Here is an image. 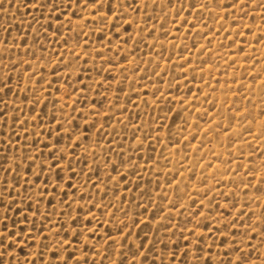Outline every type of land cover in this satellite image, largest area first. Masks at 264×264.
I'll list each match as a JSON object with an SVG mask.
<instances>
[{
  "label": "rangeland",
  "instance_id": "374dc122",
  "mask_svg": "<svg viewBox=\"0 0 264 264\" xmlns=\"http://www.w3.org/2000/svg\"><path fill=\"white\" fill-rule=\"evenodd\" d=\"M56 3L53 13L52 5L38 11L29 0H0V78L13 77L4 99L9 109H22L9 110L0 128V163L21 166L19 175L0 171V221L20 240L4 264H31L44 242L41 231L51 244L43 264H64L73 251L80 264H120L122 252L128 264H173L177 245L174 264H206L210 245L211 264H220L216 253L234 241L255 245L251 264H264V0H121L104 19L106 5L93 15V7ZM33 99L39 103L31 112ZM20 121L28 122L25 131ZM13 131L20 142L9 151L4 142ZM55 160L59 167L50 169ZM72 218L80 224L74 227ZM190 230L204 235L205 259H196ZM64 236L72 243L53 261ZM145 237L132 259L128 248L137 250Z\"/></svg>",
  "mask_w": 264,
  "mask_h": 264
},
{
  "label": "snow or ice",
  "instance_id": "6c2138e0",
  "mask_svg": "<svg viewBox=\"0 0 264 264\" xmlns=\"http://www.w3.org/2000/svg\"><path fill=\"white\" fill-rule=\"evenodd\" d=\"M153 2L155 3V0H153ZM236 2H238L240 4H243L244 0H236ZM29 3H35L36 6H37V10L38 11L41 8H43V7H47L48 5H52L51 11L53 13L56 12L57 7L59 6L56 3V0H45L44 4H41L40 0H29ZM72 4H75L77 8H82L84 10H87V8H89V7H93L94 8L93 15L102 13L103 9H104V7L106 5L107 6V11L104 12L103 15H101V19H104L105 16L112 15V13L115 10H117V9L122 7L121 0H66V6L69 9H71ZM114 5L116 6L115 9H114ZM129 7H131V5H129ZM193 7H194V5H193ZM73 14L75 15V12ZM120 15H123V12H121ZM57 19H59V16H57ZM113 20H114V23L112 25V29L115 30L116 27L118 26V24L120 23V20H119L118 16H114ZM36 23H40V20L37 19ZM41 27H43V25H41ZM49 27H50V25H49ZM127 31H128V29L125 28V32H127ZM45 32H47V29H45ZM4 43H5V41H4ZM24 43L26 44L27 41L25 40ZM65 43H67V41H65ZM76 58L79 59V56L77 55ZM62 62L63 61H61V63ZM85 63H87V60H85ZM15 67H17V66L15 65ZM15 67H14V69H15ZM25 71H28V69L26 68ZM55 71L56 70L53 71V75H55ZM31 75L34 76L35 73H32ZM12 79H13V77L11 75H8L7 80H4L3 78H0V104L4 105L3 108H0V128H3V127L7 126L8 122L5 119V117L7 116V112L9 110L13 111L14 113H19V112L22 111V109L19 107V105H17L14 108L9 109V106L6 103L5 99H4L5 97H7L10 94H12V89L9 87V84L11 83L9 81L10 80L12 81ZM22 79H23V77L21 76V80ZM37 83L39 84V83H41V81L38 80ZM5 89H7V91H5ZM57 91H58V89H57ZM15 95H16L17 100H19L20 99L19 92H17ZM27 99H28V97L25 94L24 101H26ZM32 103H33V107L30 108L29 111L34 112L35 111L34 106L39 103V100L38 99H33ZM33 118L35 119V117H33ZM12 119H13V124L15 125V123L17 122L18 117L17 116H13ZM54 120H55V117H53V121ZM42 122L43 121L41 120V123ZM20 123L25 126V127L21 128V131H25V128H26L28 122L27 121H20ZM61 127H62V125H61ZM76 127L78 128L79 125H76ZM57 131H59V128L57 129ZM2 135H3V133L0 132V136H2ZM49 136H51V132H49ZM24 138L27 139V134H25ZM19 142H20V137L18 135H16L15 131H13V133L9 137V141H5L4 143L8 145L9 151H11L12 150V144L13 143L19 144ZM57 143H59V141H57ZM44 147L48 148L49 144L45 143ZM76 147H79V144H77ZM110 150L114 151V149H110ZM16 151H19V148H17ZM73 151H75V149H73ZM50 156L54 157L55 156V152L54 151L51 152ZM39 158H40L39 156L32 157L31 162L28 163V165H27L28 172H31L33 164ZM25 159H27V157H25ZM60 159L61 160L64 159V156H61ZM5 162H6V158H5ZM121 162H123V158H121ZM59 163H60V160H55L48 167L50 169H55V168L59 167ZM108 163H111V161H108ZM20 170H21L20 164H16L14 168L9 167V168L6 169V168L3 167V164L0 163V171L7 173V175H9V176L13 175V172H15L17 175H19ZM44 170H45V165L43 163H41L40 164V173H38L37 176H36L37 182L39 181L40 175L43 174ZM112 170L116 171V166L115 165H113ZM69 173H70V176H69L68 188L71 189L73 187V185L71 183V180L75 177V173L72 172L71 164H69ZM133 174H136V173L134 172ZM56 178H57V180L61 179L59 172H56ZM109 179H111V177H109ZM121 179L122 180H126L127 177L124 176V177H121ZM4 184L7 185V180L6 179L4 181ZM47 185H48V181L45 180L44 181L45 189L47 188ZM260 185H264V180L260 181ZM53 190L54 191H58V188L54 187ZM3 191L15 192L16 189H15V187H13L12 189H8V188L5 187V189H3ZM25 191H27V188H25ZM257 191H261V188L258 187ZM43 194H46V192H42L41 193V195H43ZM64 195H65V200L62 201V202H66L67 192H65ZM81 198L83 199V197H81ZM2 199H3V196H2V194H0V200H2ZM37 199L39 200V197ZM51 203H52V201L50 200L49 204H51ZM68 206H69V208H71L70 204ZM174 207H175V205H174ZM216 207L218 208L219 206L217 205ZM37 211H38V209H37ZM145 211H147V209H145ZM209 214H211V213H209ZM197 215H199V213H197ZM242 215H243V213H242ZM44 219H45V222H49L48 216H45ZM25 220H27V217H25ZM72 220H73V226L74 227L80 224V220L79 219L72 218ZM90 224H91V220L88 221V225H90ZM138 224H139V221H134V225L138 226ZM124 227H128V225H124ZM197 227L208 228V227H211V225L210 224H203L202 225V224L198 223ZM21 231L23 232L24 230L22 229ZM62 231H63V226L56 231L55 235L57 237H60ZM120 231L122 232L123 230L120 229ZM157 231H158V229H157ZM190 231H192V235L195 236V238H196V244H195V251L197 253L196 259L197 260L205 259L204 257H202L200 255V253L203 252V248L201 247V245H202V242H203V240L205 238L204 235H197L195 230H190ZM216 231L219 232L220 229L217 228ZM82 234H83V229L82 228L76 231V240L77 241H79L80 236ZM93 235H95V230H93ZM130 235H131V232H129L127 234H124V246H127V237L130 236ZM173 235H175V233H173ZM235 235H236V233L234 232L233 236H235ZM40 236L43 237V241L44 242L40 245V249L41 250L39 251L38 256L36 258H33V260L31 261V264H36L37 259L40 261V264H43L44 249H48V248L51 247V244L48 242V237L44 235L43 231L40 232ZM29 238H30V240H33V241L35 239L34 237L31 236V234H29ZM107 239H108V241H112V235H111L110 231L107 234ZM181 239H187V237L183 236V232H181ZM252 239H253V236H252ZM160 242L161 241H159V240L154 241L153 242V247H155V245L160 243ZM17 243H20V240L17 238L16 232L15 231H9L7 223H5L3 221H0V264H4V257L7 256L8 253L11 252L14 249V247H15V245ZM56 243H57L56 249L51 251V260H53V261H58L59 260V258H60V251L59 250L61 248H63L64 251L67 252V247H65V245L66 244L70 245L72 243V241L68 240L67 236H64L62 239L57 240ZM145 243H147L146 237H145V239L141 240V243H140L139 248L137 250L134 251L131 247L128 248V251L131 253L132 259H136L137 257H139L141 255ZM189 243H191V241H189ZM214 243H215V241H214ZM227 243H228V241H227L226 238L221 239V241H220L221 246H223L224 244H227ZM25 246H27V245H25ZM33 246H34V244H33ZM111 246L112 245L109 244V247H111ZM185 247H186V250H185V252L182 255L186 258L187 255H188V251H187V246H185ZM164 248L167 249L168 245L165 244ZM178 248H179V245H177V248H174L172 250L171 260L173 261V264H174V262L176 261V258H177V254H178L177 249ZM87 250H88V248H87V246H85V251H87ZM19 251H20V253L23 254L24 253V247L22 246ZM151 251H152V249L150 248L149 252H151ZM254 251H258V249H257V247L255 245H252V244L249 243L246 246V249H245V248H241L239 246V243L234 241L232 243V245H231L229 250L223 251L222 253H216V255L222 257L221 260H220V264H251V262L253 261V258L250 255V253H253ZM209 253H210V255L206 259V264H211V253H212V246L211 245L209 246ZM233 255H235V260H233V258H232ZM121 256L123 258L120 260V264H128L127 256L123 252L121 253ZM15 259H16L15 256L11 257V260H15ZM143 259L147 260L148 257L144 256ZM69 260H76V264H80V260L76 258V255H75L74 251L73 252H67V256L64 259V264H67V261H69ZM256 260H259V259H256ZM84 264H87V260L86 259L84 260ZM152 264H155V259H153ZM182 264H183V262H182Z\"/></svg>",
  "mask_w": 264,
  "mask_h": 264
}]
</instances>
